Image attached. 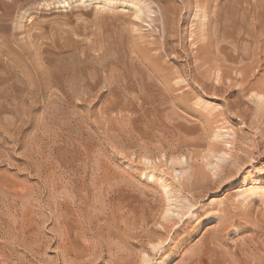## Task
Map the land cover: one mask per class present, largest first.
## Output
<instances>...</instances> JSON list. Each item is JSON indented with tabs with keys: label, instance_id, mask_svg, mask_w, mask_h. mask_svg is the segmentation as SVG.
<instances>
[{
	"label": "rangeland",
	"instance_id": "1",
	"mask_svg": "<svg viewBox=\"0 0 264 264\" xmlns=\"http://www.w3.org/2000/svg\"><path fill=\"white\" fill-rule=\"evenodd\" d=\"M9 1L0 0V264H65L60 234L74 264H188L225 224L232 233L200 264H264V110L240 94L228 108V92L202 89L216 82L198 54L205 0H145L141 21L125 5ZM218 3L239 57L227 40L210 60L244 71L264 0Z\"/></svg>",
	"mask_w": 264,
	"mask_h": 264
},
{
	"label": "bare ground",
	"instance_id": "2",
	"mask_svg": "<svg viewBox=\"0 0 264 264\" xmlns=\"http://www.w3.org/2000/svg\"><path fill=\"white\" fill-rule=\"evenodd\" d=\"M15 1H17V0H10L9 2L6 3V5L10 6ZM18 1H23V0H18ZM59 1H60L59 2L60 7L64 8V9L71 8V6L74 3H77V1H79L80 3L86 4V5L97 4V6H98V7L96 6L97 8H100L102 10H108V11L113 10V9L115 10V8H118L117 6H119V5L120 6L125 5L128 9H131L134 12L135 18L140 20V21L142 19L145 20V18H142V16H144V15L147 16L146 13L147 12L150 13V10H151L149 8V4L145 0H59ZM219 1L220 0H205L204 10L201 9L204 11L202 13L203 19H207L206 24H203L202 26H204V27L207 26L206 27L207 30L205 32L203 30V34L205 33L204 39H203V45L201 47V52L198 54H199V56L200 55L203 56L202 66L205 67V66L209 65V68L206 69L205 73H207L209 71L211 73V75L213 76V78H212L213 81H216L215 83L213 82V84L208 85L207 82L210 80L209 79L206 83H204V87L202 89H204V92H207V89H209V88L214 89V94H218L220 92H223L224 90L226 92H228V100H227V104H226V106L228 108H232L233 104H234L233 102L230 101V99L232 97H234L235 94H240L243 97H248V99L250 101H253L259 108L264 110V59H263V56L261 55V53H262L261 51H263V49H264V7H263L264 5L260 4V5L253 6V9H255L254 23L252 25V30L248 31V33H247V41H246L248 44L247 57H248L249 63L247 65L246 69L244 71H241L239 69L234 70L232 67L230 68L229 66H227L225 64L224 61H221L218 58H213L214 60H212V59L210 60V56H212L213 53H215L216 56H218L221 53L220 51L228 49V46L222 45V43H225L227 40H230L229 42H226V43L231 45L234 49V52H235V54L229 53L228 54L229 57H231L232 60H235L236 58L239 57V49L237 46V41H235L236 38L234 36H227V34L224 32V30H222L223 15H222V8H221L220 4L218 3ZM183 4H184V2H183ZM210 32H211V34H209ZM222 32H224V33L221 35ZM204 79H206V78H204ZM236 86L239 87L238 90H235L234 87H236ZM216 137L217 138H226V136L224 137V135L222 134L221 131H219L217 133ZM228 146L230 147V145H228ZM228 155H229L228 153L227 154L225 153L221 156V158L225 159V157ZM218 159H220V158H218ZM148 163H150V162H148ZM216 165L214 168L217 171L219 163ZM183 170L184 169H182L181 171H183ZM181 174H185V171L181 172ZM146 175H147L146 177H148V179L150 181L157 179L155 170H154V172L151 171ZM164 189L166 190L167 195H169L167 184L164 185ZM263 191H264V189H263ZM181 208L182 207H180V210H182ZM167 213L170 214L171 211L168 210ZM178 216H180V215H178ZM184 224H186V223H184ZM216 229H215L214 237L211 239V241H209L208 243L205 244L204 249L206 251L202 250L203 253L197 257L196 256L190 257L188 264H200L203 257H205L207 254H210V252H214L216 247H218V246L220 247V245L217 244V241L222 236H224L225 233L226 234L232 233L229 230V226H227L226 224L223 225L221 227V229H218V228H216ZM4 234H5V232H4ZM60 238H61V240L59 242V248L62 251L63 257L65 259V264H68L70 262H71L70 264H74V262L77 261V256L73 253L72 243L69 239V236H67L65 234H63V235L60 234ZM175 240L176 239L173 238L171 240L172 243L175 242ZM244 246L247 248H250L251 245H249L247 243ZM154 248H156V247L154 246ZM247 248L244 249L245 252L247 251ZM235 264H239V262H235Z\"/></svg>",
	"mask_w": 264,
	"mask_h": 264
}]
</instances>
